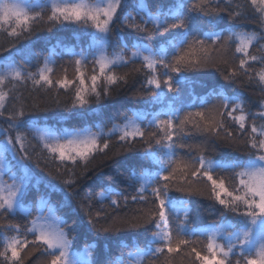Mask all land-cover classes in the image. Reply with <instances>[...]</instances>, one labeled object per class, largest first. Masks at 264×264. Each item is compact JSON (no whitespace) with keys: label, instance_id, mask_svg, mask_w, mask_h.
Returning <instances> with one entry per match:
<instances>
[{"label":"snow or ice","instance_id":"1","mask_svg":"<svg viewBox=\"0 0 264 264\" xmlns=\"http://www.w3.org/2000/svg\"><path fill=\"white\" fill-rule=\"evenodd\" d=\"M127 6L133 11L127 12ZM190 13L208 20L224 14L234 23H254L258 32L241 34L208 28L197 29L193 35L187 24ZM61 25H78L90 30L86 33L89 36L86 46L78 52L65 49L70 57L68 64L74 67V79L65 74L53 80L54 68L50 65L54 63L51 56L55 49L49 50V56L44 57L43 66L36 72L30 70V61L38 54L31 50L24 53L27 67L10 65L0 71V123L6 125L0 127L3 132L0 136V229H12L11 235L3 240L0 264H33V261L36 264H141L135 256L143 257L147 264H158L166 254L180 253L184 254L187 264H264V244L254 254L243 252L252 232L264 228V43H261L264 41V0H250L249 10L243 11L233 6V0H157L155 8L151 7L150 0H96L91 4L51 0L50 7L43 10H29L18 0H0V32L9 39L11 47L37 29L51 31ZM114 27L148 37L170 33L171 38L153 49L139 42L129 46L121 36L119 50L110 54L108 46ZM253 48L258 54L253 53ZM137 63L140 67L133 70L135 75L117 74L116 69ZM205 70H213L226 82L258 91L261 96L255 101L257 110H251L250 102L230 98L215 88L206 97L198 98L199 103L193 100L173 109L182 83L187 82L186 74ZM130 76L132 81L142 78L136 92L141 97L162 101L165 89L171 94L167 118L161 119L160 113L154 112L151 119L145 120L137 112L125 115L124 123L114 126L109 133L93 131L87 119L100 115L101 109L90 106L101 105L111 96L112 87L129 85ZM29 82L38 86L37 91L63 89L69 99L64 103L57 99L54 104L43 107L29 104L31 97L23 96L18 87ZM212 99L217 103H211ZM61 108L85 121L84 127L64 128L59 133L55 128L35 127L37 121L30 114ZM30 136L37 143H30ZM113 136L118 147L109 156ZM196 137L201 139L189 143ZM210 140L245 153L249 163L230 166L227 174L214 173ZM137 144L146 155L166 149H184L187 155L169 156L165 162L167 171L150 185L132 172L126 179L137 181L139 187L136 183L131 196L124 195L123 200L112 187L99 193L78 190L89 171L106 160L135 150ZM98 156L106 159L94 164ZM9 159L48 170V175L57 181L46 186L50 192L61 194L59 208L66 215L76 214L78 209L83 216L82 249L73 251L75 237L65 219L57 218V226L49 223L54 211L50 196L39 197L35 216L20 205L30 181L18 180L10 174ZM5 174L11 183L4 179ZM170 190L214 201L244 218V230L228 243L220 239L222 229L216 227L208 231L206 239L198 235L192 238L195 234H188L186 214L177 222L178 218L166 210L165 198ZM132 204L139 207L130 208ZM17 211L26 216L23 225L9 218ZM148 224H154L155 230L150 240L144 237L146 250L137 248L134 253L129 252L127 260L113 259L109 246L112 240L107 237ZM164 264H174L173 258L166 259Z\"/></svg>","mask_w":264,"mask_h":264},{"label":"trees","instance_id":"2","mask_svg":"<svg viewBox=\"0 0 264 264\" xmlns=\"http://www.w3.org/2000/svg\"><path fill=\"white\" fill-rule=\"evenodd\" d=\"M50 3L51 0H29L26 7H28L29 10H43L50 7ZM150 3L151 7H157V0H150ZM249 4L250 0H233V6L237 7L238 11L249 10ZM126 11L132 12L133 8L127 6ZM187 24L188 30L193 35L197 34V29L208 28H214L216 31L222 29L235 31L241 34H252L254 31L258 32V28L254 23L251 25L240 22L234 23L229 21L224 14H220L219 16L208 20L207 18H201L196 13H190L188 14ZM33 27L35 26L33 25ZM88 31L90 30L78 25H61L51 31H48L47 29H37L31 36L25 40L19 41L13 47L10 46L9 39L6 35L3 32H0V71L10 65H24L27 67V65H25L26 57L24 53L27 52V50H31L38 54L37 57L32 58L30 61V70L36 72L39 67L43 66L44 57L49 56V50L55 49L54 55L51 56L54 63L50 65L54 68L52 74L53 80L60 79L64 77L65 74H67L68 78L74 79V67L68 64L70 57L69 54L65 52V49L72 48L74 51L78 52L82 47L86 46L89 43V36L86 34ZM227 31L225 32V35H227ZM121 36L124 37L129 46L134 42H139L147 44L153 49H158L166 39L171 38L170 33H165L163 36L157 34L148 37L144 33H133L119 27H114L112 31V42L108 46V52L110 54L119 50V38ZM261 43H264V41H261ZM4 49L7 50L3 51ZM252 51L254 54H258L256 49L253 48ZM137 67H140L139 63L129 65L127 68H118L116 71L118 75H124L125 73L135 75L133 70ZM66 68L67 73H65ZM90 72L91 65L88 67V73L90 74ZM186 76L187 82L182 83L180 96L175 99L172 105L173 109L189 104L193 102V100H195L196 103H199L198 98L206 97L208 93L215 88L224 91L230 98L250 102L251 110H257L255 108V101L260 98L261 94L258 91H255L252 87L245 88L239 84L226 82L213 70L187 73ZM141 79V77H136L132 81L130 76L129 85L120 88L112 87L110 89L111 96L103 100L101 105L90 106L92 108H100L101 114L88 117L87 125L92 127L93 131L100 130L103 133H109V130L114 126H121L124 123L123 117L125 115L132 116L137 112H140L145 120L151 119L154 112H159L160 118L166 119V112L169 103L171 102V94L167 93L165 89V98L162 101H153L147 97H141L136 94ZM8 87H10V85ZM18 87L23 96L31 97L28 100L29 104L35 103L41 107L48 103L54 104V101L57 99L60 100L61 103H64L66 99H69V97L64 95L63 89L52 88L47 92H45V90L37 91L36 88L38 86H33L31 82L27 85L20 83ZM5 90H7V88H5ZM211 103H217V101L212 99ZM18 106L19 105H17V107ZM30 116L37 121L35 125L36 128L49 127L61 131L64 128H81L85 125V121L78 119L73 113L66 112L63 108L52 109L49 112L34 113L30 114ZM61 117H65V119H61ZM25 119L27 121L28 118ZM96 124L100 126L99 129L95 127ZM25 126H27V124ZM2 135L0 134V136ZM200 139L201 138L199 137L193 138L189 143H195ZM29 142L37 143V141L31 139V136L29 137ZM208 143L209 147L212 149L209 154L214 164V167L212 168L214 173L219 172L220 174H227L230 170V166H243L249 163V157L245 153L236 151L215 141L210 140ZM117 147L116 137L113 136L112 149L109 151V156L112 155V152L115 151ZM173 153L187 155L184 149H166L162 152L146 155L144 149L137 144L135 150L106 160L102 165L98 166V168L89 171L80 182L78 190L80 192L91 191L92 193H99L108 187H112L121 194L119 199L123 200L124 195L131 196L135 184L137 183V181L126 179L131 176L132 172H136L138 178L144 173L149 174L150 180L148 184L150 185L160 174L167 171V165L165 162ZM103 159L106 158L98 156L97 161H94V164ZM9 163L12 164L13 161L9 159ZM23 164L28 169L29 173L39 180L38 184L31 186L25 194L26 197L24 198L23 204L29 202L28 198L33 201L31 203H36L39 197L50 196L54 214L57 218L66 220L70 233L75 237L73 250L77 251L82 249L84 247V238L81 237V223L83 222L82 214L79 213V210L77 209L76 214L66 215L64 209L59 208L58 205L62 199L61 194L58 192H50L49 188L46 186L49 182L52 184L57 183L52 176L48 175V170L37 168L30 162H24ZM136 187H139V183L136 184ZM105 195H108L106 191ZM165 200L172 201V203L173 201H177L178 204H175L174 206L166 202V210L169 212L170 216L175 215L178 218L177 222L179 219H183L186 214V228L188 234H195L192 238H196L198 235L201 239H206L207 233L196 232V229L201 226L225 225L228 227L227 230L230 231L229 233H226L228 237L244 230V218L225 210L214 201L205 197L170 190L167 193ZM183 206H185L186 209ZM137 207L139 206L135 204L130 205V208ZM30 211L32 216H35V211L33 209ZM9 218L21 225H23L26 220L25 214L18 211L14 216H10ZM154 230V224H148L143 228L125 229L123 232L107 237L112 240L109 242V246L112 249L113 259L127 260L129 252L134 253L137 248H143L146 250V241L144 237H147L150 240L151 233ZM11 232V228L0 229V250H2L3 247V240L6 236L11 235ZM221 236L222 238L220 239L224 243H228L225 237L223 235ZM121 252L123 253V256H121ZM254 252L255 250H251V252H244V254L250 255L254 254ZM22 254L27 256V253ZM170 257L173 258L174 264H187V259L184 257L183 253H180L179 255L166 254L164 257L160 258L158 264H164V261ZM39 259L42 258L37 257V260ZM140 262L141 264H147V260L143 257ZM33 264H36V261H33Z\"/></svg>","mask_w":264,"mask_h":264},{"label":"rangeland","instance_id":"3","mask_svg":"<svg viewBox=\"0 0 264 264\" xmlns=\"http://www.w3.org/2000/svg\"><path fill=\"white\" fill-rule=\"evenodd\" d=\"M28 1L29 0H18L19 3H21L22 5H25V6H26ZM76 2H84V3L91 4V3L96 2V0H76ZM0 127H5V124L0 123ZM57 132L59 133L60 131H57ZM0 134L1 135L3 134L2 130H0ZM13 163L12 164L9 163V165H10V174L15 176L18 180L28 179L30 181L29 185L27 187V190L24 193V195H23V197H22V199L20 200L19 203H20L21 206L27 207L29 209V211L31 209H33L35 211V215H36L37 212H36L35 209H36V205L39 203V199L36 201V203H31L33 201L30 198H28L29 202L26 203V204H23V201H24V198L26 197L25 194L28 192V190L31 188V186L37 185L39 180L34 178L33 175H31L29 173L28 169L24 166L23 163H17L15 161H13ZM16 165H17V168H16ZM141 177L143 178V180L147 181V184L149 183V180H150L149 179V174L144 173V174L141 175ZM4 179L8 183H11V181L8 179V174L4 175ZM166 202L168 204L173 205V206L175 204H178L177 201H175V202L173 201V203H172V201H166ZM183 207L186 209L185 206H183ZM49 223L52 224L53 226H57V216L54 214V211H53L52 215L50 216ZM213 227L222 229V234L221 235H223L228 242H229L230 238H233L236 235V234H234V235L228 237L226 235V233H229L230 231L227 230L228 227L225 226V225H221V226H214V225L213 226H201V227H198L196 229V232H198V233H208V231H210L211 228H213ZM220 238H222V236ZM262 244H264V228H257V229H255L252 232L250 240L246 243V245H245V247L243 249V252L247 253V252H251V250H256ZM141 259H142L141 256H135V260L140 262Z\"/></svg>","mask_w":264,"mask_h":264}]
</instances>
